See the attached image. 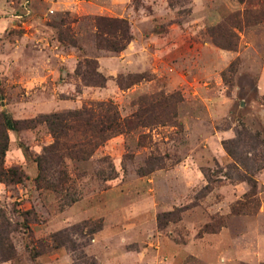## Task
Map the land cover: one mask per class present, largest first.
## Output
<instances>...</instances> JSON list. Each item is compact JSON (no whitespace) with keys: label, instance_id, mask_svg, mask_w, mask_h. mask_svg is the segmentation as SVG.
Masks as SVG:
<instances>
[{"label":"rangeland","instance_id":"rangeland-1","mask_svg":"<svg viewBox=\"0 0 264 264\" xmlns=\"http://www.w3.org/2000/svg\"><path fill=\"white\" fill-rule=\"evenodd\" d=\"M99 103L133 129L45 154L42 116ZM0 144L25 176L0 180V264H264V0H0Z\"/></svg>","mask_w":264,"mask_h":264},{"label":"trees","instance_id":"trees-1","mask_svg":"<svg viewBox=\"0 0 264 264\" xmlns=\"http://www.w3.org/2000/svg\"><path fill=\"white\" fill-rule=\"evenodd\" d=\"M96 24L98 29L97 38L101 48L115 53H121L127 48L132 39L127 21L110 20L101 17L96 20ZM80 66L79 74L83 75V80L87 84L99 87L105 85L106 79L98 72L96 61H85V66L88 67L86 72H81L84 64L80 63ZM43 122L48 124V128L55 138V143L45 150V154L48 155L49 153L53 155V159H56L55 153L62 149V143H65L63 145L71 151L79 149V151H85V153L89 150L94 152L114 135L133 129L131 127L132 122L128 120L122 121L117 108L109 103H99L96 105V109L85 108L83 110L42 116L38 123ZM22 123L24 122L15 121L10 117H6V121L4 122L8 130H16ZM76 137L79 139L77 142L68 143V140L75 139ZM2 138L5 140L7 136L3 135ZM64 139L66 140L65 142L61 141ZM6 147L0 144V167L2 166L3 161L1 158L5 155ZM229 147L230 145L226 143L227 150L233 154ZM50 159H48V162ZM46 160L47 157L38 159L40 169L38 181H42L43 172L47 169L45 166ZM24 177L23 174L20 176L19 170L14 169L0 173V180H5L6 182L20 183ZM63 236L64 234H55L56 242L61 245L64 244Z\"/></svg>","mask_w":264,"mask_h":264}]
</instances>
